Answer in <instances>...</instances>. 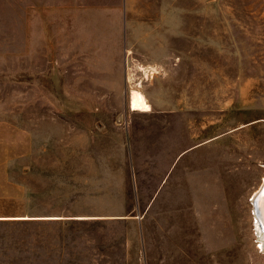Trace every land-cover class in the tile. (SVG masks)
<instances>
[{"label":"rangeland","instance_id":"1","mask_svg":"<svg viewBox=\"0 0 264 264\" xmlns=\"http://www.w3.org/2000/svg\"><path fill=\"white\" fill-rule=\"evenodd\" d=\"M263 178L264 0H0V264H264Z\"/></svg>","mask_w":264,"mask_h":264},{"label":"bare ground","instance_id":"2","mask_svg":"<svg viewBox=\"0 0 264 264\" xmlns=\"http://www.w3.org/2000/svg\"><path fill=\"white\" fill-rule=\"evenodd\" d=\"M128 108L130 110H135V111H140V112H147V111H150V109H151L150 104L147 101L146 96L138 88H131L130 89L129 94H128ZM263 182H264V178H263L262 183ZM261 187H262V184L259 187V189L253 193L252 199L254 198V196L258 195ZM255 224H256V229H257V236L264 245V231L259 227V222L257 221V219H256Z\"/></svg>","mask_w":264,"mask_h":264},{"label":"water","instance_id":"3","mask_svg":"<svg viewBox=\"0 0 264 264\" xmlns=\"http://www.w3.org/2000/svg\"><path fill=\"white\" fill-rule=\"evenodd\" d=\"M261 184L260 192L252 199V206L254 216L259 222V227L264 231V182Z\"/></svg>","mask_w":264,"mask_h":264}]
</instances>
